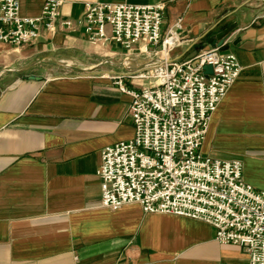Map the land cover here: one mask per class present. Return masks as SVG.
Returning a JSON list of instances; mask_svg holds the SVG:
<instances>
[{"label":"crops","instance_id":"1","mask_svg":"<svg viewBox=\"0 0 264 264\" xmlns=\"http://www.w3.org/2000/svg\"><path fill=\"white\" fill-rule=\"evenodd\" d=\"M88 1H167L163 30L183 18L172 59L232 29L224 48L243 69L202 152L242 160L244 180L264 189V0H66L59 22L82 18ZM44 2L21 0V12L38 16ZM42 33L24 46L0 41V264H248L246 251L216 240L207 222L145 213L138 203L102 206V150L134 135L131 97L109 75L133 74L149 58L138 45L128 53L91 41L82 26ZM142 82L150 79H135Z\"/></svg>","mask_w":264,"mask_h":264},{"label":"built area","instance_id":"2","mask_svg":"<svg viewBox=\"0 0 264 264\" xmlns=\"http://www.w3.org/2000/svg\"><path fill=\"white\" fill-rule=\"evenodd\" d=\"M65 1L45 0L40 15L27 16L21 0H0V41L24 46L44 29L54 34L82 26L91 41L115 42L128 53L138 45L149 58L133 74L109 75L131 97L134 135L102 150L97 170L102 206L118 210L138 203L145 213L207 222L216 240L246 251L248 264H264V189L244 180L242 160L202 152L212 116L243 69L237 55L224 48L228 41L188 59H172L183 18L163 30L167 1H88L82 18L59 22ZM207 64L211 73L205 72ZM138 78L150 82L138 85Z\"/></svg>","mask_w":264,"mask_h":264},{"label":"water","instance_id":"3","mask_svg":"<svg viewBox=\"0 0 264 264\" xmlns=\"http://www.w3.org/2000/svg\"><path fill=\"white\" fill-rule=\"evenodd\" d=\"M232 29L230 27H226L224 29H222L221 31H219L218 33L212 35L209 39V43H212L213 46H222L225 41H228L231 37H232ZM217 40V43H213L214 41ZM229 42V41H228ZM234 43L236 44L237 42L234 41ZM205 72L206 73H211L212 72V65L207 64L204 66ZM35 78V77H32Z\"/></svg>","mask_w":264,"mask_h":264}]
</instances>
